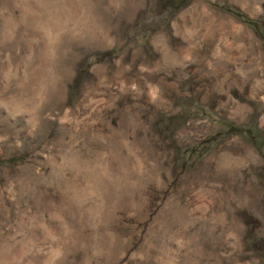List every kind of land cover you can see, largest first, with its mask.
I'll return each mask as SVG.
<instances>
[{
	"label": "rangeland",
	"instance_id": "rangeland-1",
	"mask_svg": "<svg viewBox=\"0 0 264 264\" xmlns=\"http://www.w3.org/2000/svg\"><path fill=\"white\" fill-rule=\"evenodd\" d=\"M0 264H264V0H0Z\"/></svg>",
	"mask_w": 264,
	"mask_h": 264
}]
</instances>
